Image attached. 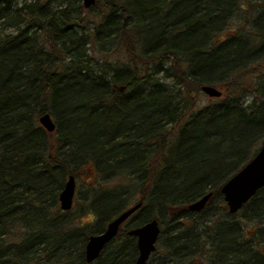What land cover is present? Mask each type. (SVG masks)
I'll use <instances>...</instances> for the list:
<instances>
[{"label":"trees","instance_id":"obj_1","mask_svg":"<svg viewBox=\"0 0 264 264\" xmlns=\"http://www.w3.org/2000/svg\"><path fill=\"white\" fill-rule=\"evenodd\" d=\"M95 5L101 20L89 29L82 0H0V264H134L127 230L95 262L85 258L89 237L128 207L133 188L143 206L131 228L174 222L158 241L165 259L264 264V228L248 236L241 220L186 218L210 191V205L224 201L222 185L264 140V73L255 68L264 62V0ZM205 84L223 94L199 107ZM44 113L54 132L40 124ZM70 174L104 180L85 200L86 225L59 206ZM243 208L264 222V188Z\"/></svg>","mask_w":264,"mask_h":264},{"label":"water","instance_id":"obj_2","mask_svg":"<svg viewBox=\"0 0 264 264\" xmlns=\"http://www.w3.org/2000/svg\"><path fill=\"white\" fill-rule=\"evenodd\" d=\"M97 0H83L86 8H91ZM202 91L210 97H221L222 90L214 85L205 84ZM40 124L48 131L56 130V122L50 113H44L39 118ZM76 177L70 174L63 189L59 193L60 208L64 211L71 210L76 194ZM262 188H264V140L257 154L246 163L235 175H233L221 188L229 212L237 213L248 203ZM213 192L203 195L201 198L189 203L187 209L190 211H202ZM143 205L142 201L133 204L122 211L111 220L104 231L91 235L86 244L85 258L88 263H92L99 258L105 247L117 236L120 227ZM130 236L137 240L138 256L134 264H147L152 253L157 249V242L161 234V227L157 218L145 222L128 231Z\"/></svg>","mask_w":264,"mask_h":264},{"label":"rangeland","instance_id":"obj_3","mask_svg":"<svg viewBox=\"0 0 264 264\" xmlns=\"http://www.w3.org/2000/svg\"><path fill=\"white\" fill-rule=\"evenodd\" d=\"M28 1V0H19V3L22 4L23 2ZM83 1V0H82ZM87 12L91 13L90 16L88 17L87 15H85V20L88 21V23H86V26L89 27V29H92L95 26V22H99L101 19H98V12H99V8L97 7V5H95L94 7L90 8ZM98 19V20H97ZM113 61V60H111ZM256 71L258 72V74L262 75L264 73V62H260L258 64V67L256 66ZM167 84H172L171 80L168 79L166 80ZM252 97L251 96H247L246 98H244L243 104L244 106L249 104L252 101ZM215 100V98H211L209 97L207 94H205L204 92L200 91L197 94V103L199 107H203L205 105H208L209 103L213 102ZM95 129L92 131L93 133H95ZM112 132V131H111ZM260 148V146H259ZM92 177V178H91ZM94 178L93 176H91L90 174H85L80 177H76V182H77V187H76V206L74 207L73 210L68 211V212H64L65 216L67 218H75L76 221H78L81 224H87L88 222H90V220H92V215H91V211L89 209L88 206V210L81 212V207L84 204L85 200L87 199V197H89L90 195H93V187L94 184L96 186V184H102L104 183V180L100 179L99 181H93ZM117 183V180H113L111 181L109 184L110 185H115ZM220 188V187H218ZM134 190V188L131 190V193H129L128 198H127V202L128 207L131 206L132 204L135 203V201L138 200V192L133 193L132 191ZM139 190V189H137ZM135 194V195H134ZM223 196V195H222ZM221 196L217 195L215 196V200L213 202H211L212 204L209 206V209L204 211V212H200L198 215L194 214V215H189L188 217H186L189 221L192 220L194 217L196 219H198L199 221H211L213 222V219H211V217H216L218 216L221 220H227L230 218H233L234 220H238V221H242V223H244V229L247 232V235L250 236L253 233H259L262 231V228H264V222H258L254 223V222H250L249 220H247L246 217V213L248 212V210L246 209H241L238 213L236 214H231L229 213V211H227L225 208H221L220 205H223L224 201L221 200L220 198ZM147 207V204H145V208ZM152 209V215L154 216H158L159 213V209L157 205H152L151 206ZM139 214V213H137ZM147 214L143 215V217H145ZM159 218V217H158ZM203 226V225H202ZM200 227L201 229H199L200 231H204L205 227ZM256 226H258V228H256ZM160 227H161V236L162 238H164L167 234L171 235L172 233H174L175 228H174V222L172 223L168 217H164L163 221H160ZM255 228V230H254ZM254 230V232H253ZM201 231V232H202ZM204 233V232H203ZM259 237L256 240V245L257 246H261L262 249L264 247V237H262V233L258 234ZM120 239H117V242H119ZM163 246V242H161L160 244H158V250L156 253H154V256L151 258V260H149L148 264H188L190 261L193 263H195L198 258L197 257H192L191 259H184V258H178V259H172V258H164V254L165 256H169L168 252H165V249L162 248ZM168 261V262H167ZM184 261H187L186 263ZM200 263V262H198ZM201 264V263H200Z\"/></svg>","mask_w":264,"mask_h":264},{"label":"flooded vegetation","instance_id":"obj_4","mask_svg":"<svg viewBox=\"0 0 264 264\" xmlns=\"http://www.w3.org/2000/svg\"><path fill=\"white\" fill-rule=\"evenodd\" d=\"M86 200H88V199H86ZM84 204H85L84 205L85 208L89 205L86 201L84 202ZM75 206H76V199L74 201V207ZM74 207L71 210H73ZM71 210H69V211H71ZM130 222H131V218L126 223H124V225L122 226V229L121 230H123V229L127 230V228L128 229L131 228Z\"/></svg>","mask_w":264,"mask_h":264}]
</instances>
